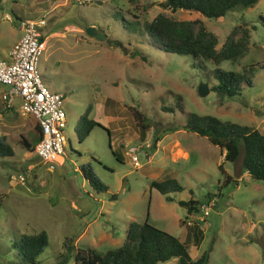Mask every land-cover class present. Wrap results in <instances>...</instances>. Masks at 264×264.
<instances>
[{"label":"rangeland","instance_id":"rangeland-1","mask_svg":"<svg viewBox=\"0 0 264 264\" xmlns=\"http://www.w3.org/2000/svg\"><path fill=\"white\" fill-rule=\"evenodd\" d=\"M159 12L198 18L217 35V48L244 23L250 29L248 49L235 62L206 61L205 66L189 55L164 52L144 30ZM259 15H264V0L219 18L172 11L165 0H0V58H9L10 46L21 35L20 20H45L46 47L38 69L43 81L49 79L48 88L64 95L67 138L61 162L49 170L22 144L25 139L34 146L35 119L21 114L17 98L6 105L1 92L7 86L0 84V136L12 149L0 155V264L24 263L11 248L20 234L46 232L41 264H72L75 250L104 253L124 241L129 222L146 218L186 239L191 256L208 249L207 264H264V179L244 175L240 160L225 161L219 146L183 127L189 113L210 114L264 133ZM88 26L110 42L88 35ZM248 65H253L252 84H243L238 94L220 99L210 90L199 95L200 82L209 89L216 82L215 68L241 71ZM176 94L181 107H175ZM84 113L98 125L79 140L76 128ZM138 114L144 135L135 122ZM81 166H91L107 189L94 190ZM225 174L231 177L227 182ZM166 178L183 187L169 193L172 200L151 187V181ZM189 198L199 200L200 208L210 207L208 214H188L177 203ZM188 225L195 232L189 236Z\"/></svg>","mask_w":264,"mask_h":264},{"label":"trees","instance_id":"trees-1","mask_svg":"<svg viewBox=\"0 0 264 264\" xmlns=\"http://www.w3.org/2000/svg\"><path fill=\"white\" fill-rule=\"evenodd\" d=\"M257 2L258 0H165V6L172 11L180 9L197 12L206 18H219L229 10L252 7ZM258 20L264 25V15H259ZM144 30L152 41L156 42L153 45L162 51L189 55L202 65L206 61L214 64L222 60L237 61L247 51L250 39V29L243 23L233 27L224 43L217 48V35L210 31L201 20L198 18L176 19L164 12L157 13L151 21L144 23ZM213 74L216 82L210 90L214 91L220 99L232 97L241 91L243 84L249 86L252 84L253 65L244 66L241 71L217 67ZM175 98V107H181L180 95L176 94ZM138 119H141L139 114L135 117V122ZM95 125L98 123L88 119L87 114L84 113L76 128L78 139H81L80 134L87 136ZM136 125L140 135H144L145 125L142 122H136ZM183 127L187 131L205 136L211 143L219 146L225 161L236 163L240 160L242 171L255 179H264V133L258 129L221 121L210 114L196 113L187 115ZM34 131L36 139L33 147H30L27 140L22 141L23 146L31 148V151H34L36 143L41 138V129L36 120ZM157 139L158 137L155 138ZM9 154H12V149L4 141V136H0V155ZM114 154L116 155L115 151ZM219 168L223 171L222 163L219 164ZM80 170L94 190L98 192L107 189V185L97 177L91 166H81ZM229 179H231L230 175L225 174V181ZM151 187L163 194L166 200H172L169 196L170 192L183 189L175 178L153 180ZM177 203L186 207L188 214L201 211V202L197 199H179ZM186 229L187 236L195 233L190 225ZM47 243L46 232L39 230L13 238L11 248L19 259L22 258L23 264H41L38 257ZM65 246L68 251L71 250L70 245L65 244ZM171 259H175L177 264H207L208 249L199 256L193 257L188 251L186 239L180 240L177 236L152 225L146 218L143 222H129L124 241L104 253H99L94 248L75 250L72 264H160Z\"/></svg>","mask_w":264,"mask_h":264},{"label":"built area","instance_id":"built-area-1","mask_svg":"<svg viewBox=\"0 0 264 264\" xmlns=\"http://www.w3.org/2000/svg\"><path fill=\"white\" fill-rule=\"evenodd\" d=\"M44 25L43 17L20 20L21 35L10 48L9 59L0 60V84L7 86L1 92V98L7 105L14 98L19 99L21 114L37 121L41 138L36 143L34 152L49 170H53L67 143L64 132L66 116L63 108L64 95L50 90L38 69L39 58L46 47L45 31H42ZM131 159L134 163L137 162L135 156ZM209 209L210 207L201 208L205 215ZM187 223L190 224L191 221Z\"/></svg>","mask_w":264,"mask_h":264},{"label":"water","instance_id":"water-1","mask_svg":"<svg viewBox=\"0 0 264 264\" xmlns=\"http://www.w3.org/2000/svg\"><path fill=\"white\" fill-rule=\"evenodd\" d=\"M85 32L88 35L95 36L98 40L105 41L106 43L110 42V39L106 37L104 33L97 32V29L94 26H88L85 29ZM210 91L207 82H200L198 85V93L201 96L206 95Z\"/></svg>","mask_w":264,"mask_h":264},{"label":"crops","instance_id":"crops-1","mask_svg":"<svg viewBox=\"0 0 264 264\" xmlns=\"http://www.w3.org/2000/svg\"><path fill=\"white\" fill-rule=\"evenodd\" d=\"M106 35V34H105ZM17 40V39H16ZM15 40V41H16ZM15 41L12 43V45L15 43ZM12 45L10 46V48L12 47ZM9 51H10V49H9ZM9 51H8V56H9ZM9 59V58H8ZM7 59V60H8ZM0 60H6V59H3V58H0ZM44 81H45V84H47V83H49V79L47 78V76H44ZM7 107H5L4 109H6ZM30 117V116H29ZM31 118H33V117H31ZM59 162H61V158H60V160H59ZM243 174L245 175V174H247L246 172H244L243 171Z\"/></svg>","mask_w":264,"mask_h":264}]
</instances>
